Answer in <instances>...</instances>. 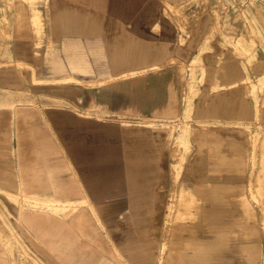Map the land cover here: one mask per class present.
<instances>
[{"label": "crops", "instance_id": "crops-1", "mask_svg": "<svg viewBox=\"0 0 264 264\" xmlns=\"http://www.w3.org/2000/svg\"><path fill=\"white\" fill-rule=\"evenodd\" d=\"M67 1L89 13L98 41L104 18L119 23L127 15L126 19L138 23L141 14L153 7L152 0ZM0 2V23L9 26L7 9L14 2ZM43 2L18 0L16 4L23 29L30 23L40 38L45 35ZM26 8L31 11L28 17ZM201 20L191 28L189 49L179 45L180 34L162 36L159 41H169L175 46L174 57L190 61L209 28L207 19ZM65 21L82 30L87 17L68 15ZM32 41L25 37L12 41L14 61L37 67L41 46ZM78 46V42L65 44L72 50ZM48 52L54 53L53 49ZM220 54L209 52L203 57L205 83L194 98L193 119L188 123L191 149L177 179L174 164L179 152H174L172 144L169 149L164 130H121L124 119L151 117L146 110L167 108L172 80H182L178 68L161 69L171 73L160 75L159 84L153 86L150 79L143 87L137 86L143 75L111 80L103 68L95 74L82 73L78 79L86 84L58 86L53 80L64 75L57 76L43 62L41 72L1 65L2 204L25 206L0 225V264H259L258 241L249 234L239 238L250 147L243 124L254 117L255 107L239 84L245 77L242 60L230 52ZM164 59L162 54L155 60ZM0 61L5 63L9 57H0ZM34 77L45 82L35 83ZM259 80L264 82V76ZM91 81L96 84H89ZM24 89L36 97L35 104L16 103L17 93ZM74 92L79 97L72 96ZM56 94L64 95L67 103L57 104ZM13 103L15 108L10 107ZM92 103L98 112L88 115L85 112ZM179 135L177 132L175 137ZM261 147L264 150V138ZM254 184L253 196L264 204L263 170ZM174 190L176 205H201V221L180 226L169 235L165 222ZM83 200L86 202L80 204ZM64 205L71 212L65 213ZM191 227L193 232L182 231Z\"/></svg>", "mask_w": 264, "mask_h": 264}, {"label": "rangeland", "instance_id": "rangeland-1", "mask_svg": "<svg viewBox=\"0 0 264 264\" xmlns=\"http://www.w3.org/2000/svg\"><path fill=\"white\" fill-rule=\"evenodd\" d=\"M12 1L14 4L7 9L11 21L10 25L4 26L0 23V57L7 56L9 61L5 63L0 61V66L11 65L18 66L22 70L40 71L42 70L40 62H43L52 70H55L57 76L64 75L59 81L57 79L53 80L58 86L72 83L86 84L85 81H79L78 78L81 74H95L96 70H102V68L111 80L121 81L143 75L137 79V86L143 87L145 81L149 79L153 86L159 84L160 75L163 77L171 73L170 70L165 72L161 69L175 67L179 69L182 80L180 77L172 80L173 93L167 95L169 99L167 108L146 110L145 112L150 113L151 117L144 115L139 119L137 117L135 119H124L122 122L123 129L121 130L122 132L127 131L129 128L153 131L164 130L168 134L169 149H171L170 145L172 144L174 152L175 150L179 152L178 161L174 164L175 179H177V174L185 165L191 149L182 154L178 145L180 140H188V133L191 128L188 123H191L193 119L191 104L187 102L185 97L186 92L190 83H193L196 88L199 87V91L195 92L194 98L200 93V88L205 83V66L203 58L195 63H192L194 59H189L190 61L177 59L174 57L175 46L169 44V41H159V39L162 36H178L180 34L178 36L180 38L179 45L189 49L192 42L189 41L192 37L191 28L195 27L201 18V21L207 19L209 28L203 37V41H201L199 50L209 49L207 53L218 52L219 54L222 51L223 53L230 52L242 60L245 77L239 84L244 87L247 97L251 99L255 107L254 117L243 124L248 134L250 147L247 186L241 192V202L243 204L240 206V218L243 228L239 233V238H244L249 234L250 237L258 241L262 254L259 264H264V204L261 198L253 196V191L256 188L254 184L255 177L260 171H264V150L261 147L264 138V82L259 80L260 77L264 76V0H152L153 7L151 11L141 14L138 23L126 19L127 15L119 23L113 18H104L103 33L102 31L98 32L99 41L95 37L97 30H95L94 23L92 24L90 20L89 13L77 8L75 3L67 0H43V32L45 35L40 38L36 35L30 23H27L26 28L23 29L20 21H18L16 5L18 0ZM156 9L158 11L154 19L146 23V20ZM25 10V16L28 17L31 11L29 8ZM68 15L82 17L85 20L87 17V23L82 24V30L71 27L65 21V17ZM24 30L25 33H23ZM28 30L30 31L29 34H27ZM22 37L34 39L32 42H35V44L40 43L42 53L40 52L37 55L39 60V63H36L37 67L23 65L21 62L13 60L10 50L11 43ZM145 38H147V41L144 40ZM36 39H41V41H36ZM67 41L78 42L77 50L65 47ZM50 49H53L54 53L48 52ZM162 54L167 59L163 61L155 60L159 59ZM97 57L103 61L95 60ZM110 59H113V61H110ZM151 64H158L159 67H149ZM143 66L148 67L132 72V70ZM153 71L157 72L151 73ZM203 71L204 79L201 82L199 76H202L201 72ZM147 73H149L148 76L145 75ZM192 75L195 76L194 82L192 81ZM26 79L28 80V78ZM170 80L169 78L168 81ZM32 81L35 83L45 82L35 77L32 78ZM89 84L95 85L96 82L91 81ZM17 94L19 97L16 103L35 104L37 101L36 97L31 96L27 89ZM40 96L42 97V95ZM72 96L79 97V93L74 92ZM152 99L154 101V97ZM54 100L57 104L67 103L64 95L56 94ZM95 106V103H92L91 108L84 112L88 115L97 114L98 111ZM10 107L15 108L16 104L13 103ZM177 132L180 135L176 138ZM175 192L174 190L171 194L172 200L168 207V217L165 222V232L169 235L176 230L179 231L180 226L187 227L188 223L194 224L201 221L198 216V207L201 208V205L189 207L176 205ZM17 197L20 200L22 199L21 195ZM24 200L28 202L26 196H24ZM84 201L86 202V200H83L81 204H84ZM2 202L3 197L0 192V225H4L7 216H15L19 212L18 210L21 211L25 206V204H7L5 206ZM248 206L250 207L249 210L246 209ZM64 209H66L65 205L63 211ZM67 211L71 212V210ZM67 211L65 213H68ZM191 228H183L182 231L186 233L193 232L194 228Z\"/></svg>", "mask_w": 264, "mask_h": 264}, {"label": "bare ground", "instance_id": "bare-ground-1", "mask_svg": "<svg viewBox=\"0 0 264 264\" xmlns=\"http://www.w3.org/2000/svg\"><path fill=\"white\" fill-rule=\"evenodd\" d=\"M173 6V5H172ZM32 18V17H31ZM34 22V21H33ZM185 28V27H184ZM209 49H206V50H199V52L194 56V61L192 62V63H195V62H198V61H201L202 60V58L204 57V55L207 53V51H208ZM205 51V52H204ZM201 74H202V76L200 77L199 76V79H200V81L201 80H203L204 79V71L203 72H201ZM194 78H195V76L194 75H192V81L194 82ZM202 82V81H201ZM197 91H199V87L198 88H196L195 87V84H193V83H190V86H189V89L187 90V92H186V100H187V102H189L190 104H191V112H192V105H193V98H194V94H195V92H197ZM178 145H179V150H180V152H182V154H184L185 152H186V150L188 151V149H190V144H189V142H188V140L187 141H179V143H178ZM85 202V201H84ZM80 204H81V201H80ZM247 205V204H246ZM246 209H250V207L248 206V207H246ZM67 210H69V209H64V212H66Z\"/></svg>", "mask_w": 264, "mask_h": 264}]
</instances>
